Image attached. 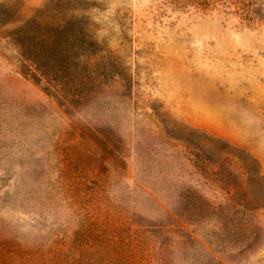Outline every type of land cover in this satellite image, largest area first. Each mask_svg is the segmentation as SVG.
<instances>
[{"label": "rangeland", "instance_id": "obj_1", "mask_svg": "<svg viewBox=\"0 0 264 264\" xmlns=\"http://www.w3.org/2000/svg\"><path fill=\"white\" fill-rule=\"evenodd\" d=\"M61 21L68 103L10 42ZM0 264H264V0H0Z\"/></svg>", "mask_w": 264, "mask_h": 264}, {"label": "trees", "instance_id": "obj_2", "mask_svg": "<svg viewBox=\"0 0 264 264\" xmlns=\"http://www.w3.org/2000/svg\"><path fill=\"white\" fill-rule=\"evenodd\" d=\"M48 24L34 30L28 25L22 27L10 42L18 51L22 72L68 103L71 96L68 85L72 80L74 87L80 72L89 71V61L85 47L75 42L76 31L68 28L65 21L54 26Z\"/></svg>", "mask_w": 264, "mask_h": 264}]
</instances>
